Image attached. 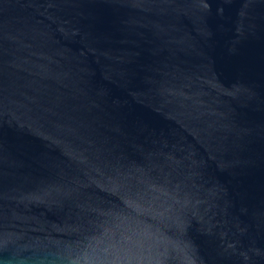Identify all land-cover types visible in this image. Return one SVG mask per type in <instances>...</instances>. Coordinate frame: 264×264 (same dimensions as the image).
Returning <instances> with one entry per match:
<instances>
[{"label":"water","instance_id":"obj_1","mask_svg":"<svg viewBox=\"0 0 264 264\" xmlns=\"http://www.w3.org/2000/svg\"><path fill=\"white\" fill-rule=\"evenodd\" d=\"M0 264H264V0H0Z\"/></svg>","mask_w":264,"mask_h":264}]
</instances>
